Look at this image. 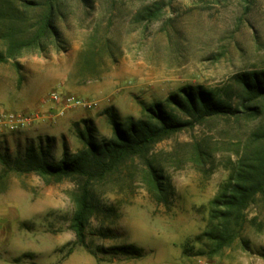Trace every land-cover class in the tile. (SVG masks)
<instances>
[{"label": "rangeland", "instance_id": "374dc122", "mask_svg": "<svg viewBox=\"0 0 264 264\" xmlns=\"http://www.w3.org/2000/svg\"><path fill=\"white\" fill-rule=\"evenodd\" d=\"M98 1L93 10L67 0L57 37L47 35L0 63V75L12 79L7 102L19 106L9 112L40 115L21 132L5 130L13 150L4 145L1 153L10 163H1L0 264H200L202 257L264 264L262 193L233 223L229 246L216 251L212 233L230 178L244 160L264 156V99L249 102L258 107L256 115L244 111L239 82L242 74L264 72V0H116L114 7L115 0ZM13 2L21 17L0 18V33L14 23L18 38L27 40L41 26L46 0ZM149 7L162 9L152 21L145 19ZM9 46L2 35L0 51ZM188 86H202L241 111L201 119L168 100L183 98ZM53 91L98 106L60 113L48 99ZM156 103L191 123L89 182L80 241L73 218L87 176L20 173L16 160L33 147L57 164L85 147L82 134L98 143L111 140L113 119L123 126L148 120L145 108ZM19 134L26 136L22 144ZM126 245L140 252L114 249Z\"/></svg>", "mask_w": 264, "mask_h": 264}, {"label": "trees", "instance_id": "16d2710c", "mask_svg": "<svg viewBox=\"0 0 264 264\" xmlns=\"http://www.w3.org/2000/svg\"><path fill=\"white\" fill-rule=\"evenodd\" d=\"M26 6L36 4L37 0H22ZM67 0H46L47 10L40 28L33 37L23 40L18 38L19 29L12 23L4 34L9 41V48L6 52L0 51V63L9 61L15 57L25 47H35L40 45V41L47 35L57 37L59 29L57 19L65 16L62 5ZM86 5L87 8L97 9L95 4H100L98 0H78ZM172 1V0H169ZM117 1L112 2V7ZM161 8H146L145 19L152 21L159 13ZM20 19L17 14L13 0H0V18L6 17ZM7 17V18H8ZM107 47L111 40L108 38ZM93 44V42L91 43ZM94 48L97 44L92 45ZM96 50L93 49V52ZM239 82L246 92V98L241 103L244 111L256 115L257 106H250L249 102L259 98L264 99V72L242 74ZM183 98L177 94L170 95L168 100L177 104L179 108L197 115L204 119L213 115H226L237 113L241 110L232 108L231 105L221 101L212 92L205 90L202 86L196 88L192 86L181 89ZM148 113V120L132 121L128 125H121L113 119L114 138L98 143L92 134L88 137L82 134L85 147L79 152L68 156L66 154L60 162L53 164L45 156V152L38 154L33 147L27 148L26 158L17 159L16 170L20 173L36 172L43 177L64 178L75 175L87 176L86 184L78 201V209L73 218L74 230L80 241L84 242L86 222L90 211L88 201V184L94 178H101L111 173L121 162L133 156L144 155L157 142L165 139L173 133L178 132L191 122H182L172 113L166 110L162 103L145 108ZM0 162L9 164V160L0 154ZM2 179V175L0 176ZM229 188L220 197V205L216 211L218 218L221 219L220 226L214 227L216 251H220L229 246L235 239L233 223L244 218V212L251 201L262 193L264 195V156L254 157L244 160L235 176L230 178ZM157 187L162 189L158 182ZM117 251L136 254L140 248L133 245L114 247Z\"/></svg>", "mask_w": 264, "mask_h": 264}, {"label": "built area", "instance_id": "2783aa9c", "mask_svg": "<svg viewBox=\"0 0 264 264\" xmlns=\"http://www.w3.org/2000/svg\"><path fill=\"white\" fill-rule=\"evenodd\" d=\"M52 103L60 106V113L68 108L81 107L83 109H93L98 106L97 101H91L84 98L75 97L68 93L53 91L48 98ZM40 115H25L22 113H15L3 110L0 108V129L5 128L9 131H19L25 125H29ZM200 264H217L215 261H210L205 257L200 258Z\"/></svg>", "mask_w": 264, "mask_h": 264}, {"label": "crops", "instance_id": "0c3cea01", "mask_svg": "<svg viewBox=\"0 0 264 264\" xmlns=\"http://www.w3.org/2000/svg\"><path fill=\"white\" fill-rule=\"evenodd\" d=\"M11 82H12V79H11L10 75H8V73L3 74V76L0 75V108L3 110H6V111H12V110H18L19 109L18 108L19 106L16 105V103L14 104V103L7 102L8 96L13 97V95H14V92H11L9 89ZM5 130H6L5 128L0 129V141L3 140V137L5 138L4 144L0 147V154L2 153V147L4 145L8 146L7 151L13 150V146L10 144L9 137L5 133ZM20 130L18 132H21ZM16 132L17 131H14V133H16ZM23 137H26V136H24L22 134H19L17 136V138L21 144L23 143L22 142ZM26 139H28V138H26ZM1 175H2V166H1V162H0V176Z\"/></svg>", "mask_w": 264, "mask_h": 264}]
</instances>
